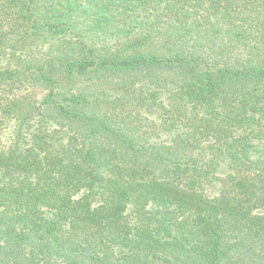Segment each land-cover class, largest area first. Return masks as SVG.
Returning <instances> with one entry per match:
<instances>
[{"label":"trees","instance_id":"obj_1","mask_svg":"<svg viewBox=\"0 0 264 264\" xmlns=\"http://www.w3.org/2000/svg\"><path fill=\"white\" fill-rule=\"evenodd\" d=\"M0 264H264V0H0Z\"/></svg>","mask_w":264,"mask_h":264}]
</instances>
